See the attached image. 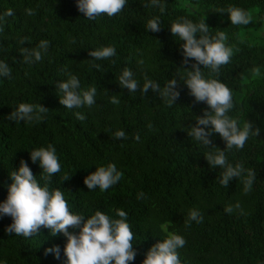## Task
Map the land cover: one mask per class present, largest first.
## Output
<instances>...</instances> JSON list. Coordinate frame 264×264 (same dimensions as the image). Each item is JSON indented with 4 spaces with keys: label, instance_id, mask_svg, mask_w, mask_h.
<instances>
[{
    "label": "trees",
    "instance_id": "1",
    "mask_svg": "<svg viewBox=\"0 0 264 264\" xmlns=\"http://www.w3.org/2000/svg\"><path fill=\"white\" fill-rule=\"evenodd\" d=\"M163 2V14L158 7H145L150 0H128L117 16L88 20L78 11L76 0H0V14L14 11L0 32V60L12 69L11 79L0 77V202L7 197L9 175L21 159L39 180L42 169L39 162L31 161L30 151L51 144L61 171L53 176L50 188L64 194L71 212L88 218L99 210L113 219H119L117 209L127 213L138 253L129 264H142L150 247L168 233L186 239L179 249L181 264H264V0ZM233 6L250 12L252 22L232 25L227 9ZM29 8L34 15H26ZM154 17L161 21L159 32L147 29ZM181 17L193 23L205 20L210 36L225 32V43L233 49L230 63L221 66L218 74L203 66L201 71L205 79H218L231 90V118L241 127L250 121L253 128H260V135L250 137L243 149L226 151L230 164L256 171L248 194L242 178L222 187L223 169L209 166L205 159L207 152L226 147L219 134L213 133L208 146L188 135L208 106L196 102L180 79L195 63L193 59L188 65L182 63L183 41L170 31ZM24 37L28 41L19 44ZM44 39L50 45L43 59L24 63L21 47L35 48ZM107 46L116 49L115 56L96 60L88 55ZM124 68L132 70L141 88L145 77L161 87L175 78L179 98L169 107L151 89L147 95L129 92L118 83ZM254 68H259L258 76ZM68 73L78 77L81 90L96 87L92 107L67 109L60 104L57 84L67 80ZM113 96L119 98L118 105L110 102ZM20 103H40L49 111L40 123L8 120ZM76 112L86 118L77 119ZM118 130L127 139H114ZM109 163L123 172V178L107 191L88 190L84 178ZM65 174L70 178L64 181ZM140 193L143 198H138ZM237 202L243 214L224 212L226 205ZM190 209L199 210L202 223L185 226ZM11 223V217H0V264H65L62 234L53 237L42 228L31 238L8 235L4 229ZM56 245L60 259L45 254V249Z\"/></svg>",
    "mask_w": 264,
    "mask_h": 264
},
{
    "label": "clouds",
    "instance_id": "2",
    "mask_svg": "<svg viewBox=\"0 0 264 264\" xmlns=\"http://www.w3.org/2000/svg\"><path fill=\"white\" fill-rule=\"evenodd\" d=\"M128 0H76L78 11L83 13L88 20H96L106 14L109 18L117 16L127 6ZM158 7L160 12H165L163 0H150V5L145 7ZM224 10L222 9L221 12ZM28 16L34 15L33 9H25ZM228 17L232 25L246 26L252 22V14L239 7H229ZM12 9L0 14V32L4 31L6 18L13 16ZM147 29L152 32L161 30V21L158 17L149 19ZM170 31L174 37L183 41L182 63L189 64V59L195 63L190 65L191 70L186 73V78H180L190 95L196 102H204L208 108L203 116L196 119V124L190 127L188 135L204 146L212 144L210 137L217 133L225 141L226 147L221 150L209 151L205 155L209 166L223 169L220 173L219 183L227 187L233 178H242L243 191L248 194L256 180L254 169H245L243 164L235 166L228 162L226 151L233 148L241 150L248 139L260 135V128H253V123L246 121L241 127L237 119L231 118L228 113L233 109V95L231 90L218 79H205L201 66L209 68L212 73L218 74L220 67L230 63L233 49L227 46L228 36L225 32H218L216 36L209 35V27L205 20L193 23L184 17L171 24ZM197 33L201 35L197 38ZM28 41L27 37L21 38L18 43L23 45ZM50 42L41 40L35 48L21 47L20 53L23 62L32 64L39 62L47 54ZM88 55L96 60L109 59L116 55V49L112 46L89 51ZM15 58H13L14 60ZM143 63V61H139ZM99 68V65H93ZM253 74H260L259 68H254ZM12 69L6 61L0 60V77L11 79ZM120 87L129 92L140 91L147 95L149 89L157 92L164 102L171 107L180 96L178 81L169 80L163 87L158 82L145 77L142 88L139 82L133 78V72L124 68L118 78ZM57 92L60 93L59 102L67 109H79L83 106L92 107L96 103V87L81 90V84L77 76L68 73V79L57 84ZM110 102L114 105L120 103L119 98L113 96ZM210 109V110H209ZM49 109L39 104L20 103L12 111L7 119L14 122L28 124L40 123L45 118ZM77 119L83 121L86 117L76 112ZM149 129L152 125H148ZM207 129V130H206ZM114 139H127L123 130L114 133ZM137 141L139 134L135 135ZM211 148V149H212ZM30 159L33 163L39 162L42 169L39 175L33 174L27 161L21 159L18 169L9 175L11 183L7 185L8 194L3 202H0V217H11L12 223L5 227L8 235H17L24 238L38 236L41 229H48L51 236L62 234L66 238L64 246L65 264H129L137 256L134 248V234L127 222V213L117 209L119 219H113L109 215L97 210L86 218L83 214L70 211L69 204L64 194L59 189H51L52 178L61 171V163L56 153V148L49 144L46 148L40 147L30 151ZM123 172L119 171L114 163L97 167L96 170L84 178V184L88 190L99 188L101 192L107 191L116 185L122 178ZM70 175L65 174L63 180H68ZM42 181V184H41ZM143 193L138 198H143ZM235 210L243 209L239 202L234 206L229 204L224 212L232 214ZM203 222V215L197 209H190L185 226L190 227L191 222ZM186 245V239L176 233H168L166 238L152 245L145 254L142 264H181L179 249ZM60 247L58 245L45 249V254L54 253L56 259H60Z\"/></svg>",
    "mask_w": 264,
    "mask_h": 264
}]
</instances>
